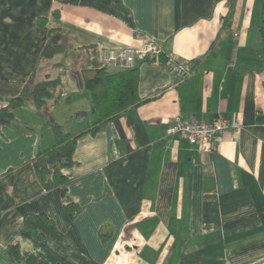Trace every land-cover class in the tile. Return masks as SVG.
<instances>
[{
  "label": "crops",
  "instance_id": "obj_1",
  "mask_svg": "<svg viewBox=\"0 0 264 264\" xmlns=\"http://www.w3.org/2000/svg\"><path fill=\"white\" fill-rule=\"evenodd\" d=\"M154 39L189 61L178 82L164 57L138 65V102L81 136L66 183L38 151L51 125L96 119L84 77L103 49ZM47 44L58 46L49 59ZM57 95L0 128V264H264V0H0V108L28 84ZM77 111L85 116L77 118ZM224 118L210 151L167 134L170 121ZM44 214L65 242L27 229Z\"/></svg>",
  "mask_w": 264,
  "mask_h": 264
},
{
  "label": "trees",
  "instance_id": "obj_2",
  "mask_svg": "<svg viewBox=\"0 0 264 264\" xmlns=\"http://www.w3.org/2000/svg\"><path fill=\"white\" fill-rule=\"evenodd\" d=\"M57 51L58 46L47 44L42 51V57L49 59ZM137 68L110 71L104 67L86 74L84 77L85 88L96 112V119L73 133H65L62 125L54 122L51 125L54 136L53 145L48 149L38 151V156L42 157L53 169L55 179H60L64 183L69 179L62 174V170L74 165L72 156L76 143L81 136L99 132L107 121L120 116L138 102ZM57 87L58 81L48 77L34 84L26 85L18 96L6 100L5 105L0 108V128L5 124L17 122L15 110L23 106L25 101H31L35 109L39 110L49 100L53 98L56 100ZM85 114V111H77L75 116L81 118ZM9 172L0 176V204L4 195L1 190V179ZM23 224L27 229L42 231L51 242H65L54 222L44 214L25 215ZM14 257L16 263L21 264L22 259L16 251H14Z\"/></svg>",
  "mask_w": 264,
  "mask_h": 264
},
{
  "label": "built area",
  "instance_id": "obj_3",
  "mask_svg": "<svg viewBox=\"0 0 264 264\" xmlns=\"http://www.w3.org/2000/svg\"><path fill=\"white\" fill-rule=\"evenodd\" d=\"M164 57L171 73L178 82L186 80L192 73V64L189 61L177 59L172 54H164L154 39L146 38L141 46L123 49H103L100 51V60L105 66L119 69H132L139 64L149 61L157 63ZM239 124L229 122L224 118L212 122L186 121L175 116L169 123L167 134L185 140L199 151H210L214 148L216 139L225 131L236 130Z\"/></svg>",
  "mask_w": 264,
  "mask_h": 264
}]
</instances>
